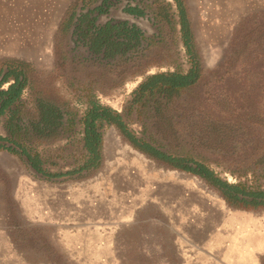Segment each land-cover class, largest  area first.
Returning <instances> with one entry per match:
<instances>
[{"label":"rangeland","instance_id":"1","mask_svg":"<svg viewBox=\"0 0 264 264\" xmlns=\"http://www.w3.org/2000/svg\"><path fill=\"white\" fill-rule=\"evenodd\" d=\"M144 1L149 19L135 20L144 46L116 62L90 60L86 46L73 41L72 21L95 0H0V79L8 60L26 64L17 100L23 120L35 114L30 84L62 103L70 118L53 138L21 140L47 173L37 176L22 148L5 138L8 113L0 116V264H264V205L229 204L200 177L134 148L113 125L101 128L99 166L66 173L88 158L82 118L91 98L123 114L146 75L190 67L174 0ZM183 4L203 72V102L215 117L246 129L229 150L200 156L222 179L264 190V101L249 89L251 78L260 84L256 93L264 88V53L245 46L258 37L253 24L264 18V0ZM122 5L114 3L106 16L131 19ZM222 80L231 86L227 97ZM226 99L230 111L214 103ZM124 120L137 136L146 128L136 106Z\"/></svg>","mask_w":264,"mask_h":264},{"label":"trees","instance_id":"2","mask_svg":"<svg viewBox=\"0 0 264 264\" xmlns=\"http://www.w3.org/2000/svg\"><path fill=\"white\" fill-rule=\"evenodd\" d=\"M174 2L178 12L181 38L189 56L190 67L186 71H156L146 75L133 89L130 105L123 114L109 105L91 98L82 118L84 125L83 140L88 158L80 167L66 173L79 172L85 169L90 170L99 166L102 143L101 128L104 124H107L116 127L134 148L156 162L200 177L206 184L217 189L229 204L237 205L242 202L245 205H264V190L251 191L241 183H231L222 179L209 167L205 158L200 156L201 151L229 150L232 139L242 129H246L242 125H233L229 121L215 117L217 110L213 107L209 108L203 102V96L198 88L203 81V72L198 54L194 50L192 31L186 9L183 0H174ZM128 11L135 12V9L129 8ZM164 12L166 18H168L166 7ZM263 20L264 18L261 17L253 24L259 32L258 37L250 38L249 43L246 42L245 46L249 47V50H251L250 46L254 44L259 47L257 49L261 53H264ZM126 28L124 31L132 32L133 37L137 36L136 29ZM120 32H123L120 26H104V28L96 31L90 48L97 51L104 44H107L106 47L109 49L115 47L109 36H114ZM112 40H114V37ZM109 42L112 46L108 45ZM6 64L10 71L2 78L0 86L9 77L13 81L6 88L0 89V116L8 113L5 127L9 132V137L5 138L22 148L23 154L27 156L36 170L47 174L40 167L37 156L32 155L20 145L21 140L55 137L64 122H70L69 112L66 111L62 103L30 84L35 114L27 120H23L21 114L23 105L17 100H19L21 91L27 82L28 76L27 70H25L27 67L26 64L14 59L8 60ZM252 79L251 85L254 86H249V89L252 94L254 93V99L264 101V88L258 89L256 93L260 84L253 82ZM220 85L223 87L221 93L224 92L227 97V90L231 86L225 80H222ZM230 92L228 98H230ZM214 103L221 106L224 104V110L227 111H230L232 107V103L227 99L223 103L216 101ZM134 106L142 114L146 125L140 136L129 130L124 120V116H128ZM188 111L193 115H190ZM66 115L67 119L64 120ZM0 138L4 137L0 136ZM3 146L0 144V147ZM7 148L17 153L13 147L9 146ZM192 148H198L197 155H199V158L194 157L195 151ZM247 197H251V200H248Z\"/></svg>","mask_w":264,"mask_h":264},{"label":"flooded vegetation","instance_id":"3","mask_svg":"<svg viewBox=\"0 0 264 264\" xmlns=\"http://www.w3.org/2000/svg\"><path fill=\"white\" fill-rule=\"evenodd\" d=\"M117 2L123 3L120 10L122 13L129 15L131 19L113 20L106 16L109 12L108 10L110 9V7ZM129 8L135 9V12L128 11ZM146 8L147 3L144 0H95V4L92 7L89 8V6H87L86 8H80L78 10L77 16L72 21V33L76 39L73 41L75 42V44L82 43L84 46H86L87 56L90 60H113L116 62H121L124 59H130V56H136V54L140 52V49L144 46L145 43L144 31L137 23H135V20L144 19L145 17L146 19H149L146 14ZM106 25L120 26L123 30V32L117 33L114 36H109L110 41H112V44H114L115 47H111L109 49L108 47H106L107 44H104L103 46L99 47L97 51L93 48H90V44L92 43L94 36L96 35V31L104 28V26ZM125 27L136 29L137 36L133 37L131 35L132 32L124 31ZM113 37L114 40H112ZM108 45L112 46L111 42H109ZM9 71L10 68H7L6 73L3 77H5ZM12 81L13 79L6 85V87ZM6 82H8V80ZM2 139L4 138H0V140Z\"/></svg>","mask_w":264,"mask_h":264},{"label":"water","instance_id":"4","mask_svg":"<svg viewBox=\"0 0 264 264\" xmlns=\"http://www.w3.org/2000/svg\"><path fill=\"white\" fill-rule=\"evenodd\" d=\"M1 80V79H0ZM1 143H5V144H7L8 146L10 145L8 142H5V141H1ZM11 146V145H10ZM30 169H31V171L33 172V173H35L37 176H42V173L41 172H39V171H37L34 167H32V166H30Z\"/></svg>","mask_w":264,"mask_h":264}]
</instances>
